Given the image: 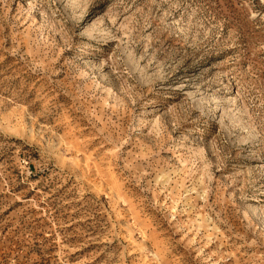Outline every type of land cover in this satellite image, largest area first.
<instances>
[{
	"label": "rangeland",
	"instance_id": "obj_1",
	"mask_svg": "<svg viewBox=\"0 0 264 264\" xmlns=\"http://www.w3.org/2000/svg\"><path fill=\"white\" fill-rule=\"evenodd\" d=\"M0 264H264V0H0Z\"/></svg>",
	"mask_w": 264,
	"mask_h": 264
}]
</instances>
